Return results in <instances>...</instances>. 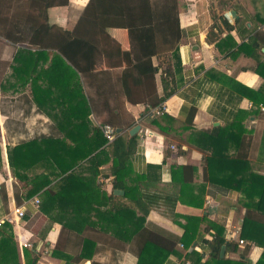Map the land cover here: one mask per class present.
<instances>
[{
    "label": "crops",
    "instance_id": "0c3cea01",
    "mask_svg": "<svg viewBox=\"0 0 264 264\" xmlns=\"http://www.w3.org/2000/svg\"><path fill=\"white\" fill-rule=\"evenodd\" d=\"M52 1L47 7V0H0V264H26L29 257L19 244L18 229L7 220L15 207L26 210L22 221L33 243L27 250L36 245L37 264L76 261L83 247L79 240L68 237L64 222L74 232L99 238L96 246L90 245L88 254L74 264H136L138 255L132 243L140 225L112 210L110 203L126 202L141 216L133 204L144 193L156 200L146 223L158 225L171 235H184L187 218L182 216L202 218L189 246L181 248L178 242L181 255L171 253L163 264H183L194 248L202 252V262L206 261L209 256L202 251L201 239H212L215 233L209 221L222 225L226 240L238 245L237 249L225 245L221 257L257 263L264 247L251 243L244 253L248 242H238L239 228L248 210L240 204L241 192L212 189L206 164L212 148L209 141L207 147L205 142H192L191 134L199 130L204 137L210 134L223 139L226 133L241 132L245 143L240 152L264 159V67L257 61L260 58L264 62V0ZM44 10L52 35L48 36V45L42 47L46 56L39 61L35 68L39 75H35L31 73L33 66L24 68L15 61V55L21 48L41 50L29 42L28 32L31 16L42 21ZM163 18L166 21L162 24ZM173 29L179 30L178 36L169 35ZM251 37L261 43L260 49L251 45ZM62 46L66 53L58 48ZM149 57L160 66L156 73L158 96L172 92L165 101V112L173 120L164 115L156 117L164 130L152 123L149 104L127 99L121 82L126 66H130L128 59L134 63ZM18 64L24 73L17 77ZM78 85L90 108L86 118L90 130L109 123L127 139L136 135L123 188L114 186L110 154L106 153V160L96 167L97 176L93 178L88 161H83L77 172L85 178L71 184L56 177V169L43 158L27 173L30 177L48 175L51 182L27 198L32 184L14 175L8 149L34 138L70 137L73 133L68 134L66 129L71 120H78L62 112L68 104L62 92H75ZM86 119L79 122L85 124ZM63 120L64 127L59 124ZM136 125L140 128L132 134ZM102 148L108 149V143ZM227 150L236 154L237 144L231 143ZM256 165L263 173L264 161ZM178 166H188L183 172L186 183L180 180L181 174H174ZM175 180L181 182L176 184ZM183 184L194 188L203 205L178 199L173 214L164 198ZM61 192H66L65 205L56 199ZM184 198L191 199L189 195ZM252 213L264 218L256 211ZM92 225L100 230L90 228ZM56 246L61 252H54Z\"/></svg>",
    "mask_w": 264,
    "mask_h": 264
},
{
    "label": "trees",
    "instance_id": "16d2710c",
    "mask_svg": "<svg viewBox=\"0 0 264 264\" xmlns=\"http://www.w3.org/2000/svg\"><path fill=\"white\" fill-rule=\"evenodd\" d=\"M60 3L64 4L66 1L62 0ZM52 4V0H47V7ZM46 11L47 10H44L42 14V17L44 18H42V21H39V18L37 20L35 16H31V21H29L30 30L28 35L30 34V37L28 40L32 45L38 46L41 50L32 51L30 48H21L15 55V61L18 63L21 62L24 68L31 64V66H33L31 73L35 75H39L38 69H35L39 61L45 60L46 54L44 48L42 47L48 45V36L52 35L50 34L52 26L49 24L48 14ZM23 20L25 24H28L27 18H24ZM165 21L166 20L163 18L162 24L165 23ZM21 31L22 28L19 29L20 33H22ZM177 32H179V30ZM177 32L173 29V31L169 32V35L171 37L178 36ZM153 38L154 37L152 36V41ZM250 41L254 49H260L261 43L258 42L256 38L251 37ZM58 48L62 52L66 53V48H63V46ZM57 57L60 56L57 55ZM257 61L259 66L264 67V62H262L260 58H258ZM128 62L130 66H126L121 76V82L127 99L133 103L143 101V103L149 104L150 107H156L165 102L172 92H166L160 97L157 94L156 73L159 70V64L155 65L150 57L141 59L134 63L128 59ZM169 66H167L164 71L167 72ZM15 67L16 71H14L17 77L24 73L21 72L22 67L20 64ZM68 67L72 69V67ZM72 71L75 72L74 69ZM76 75L78 76V74ZM36 81L37 78L34 76L32 82L33 87L37 86ZM80 82L78 79V84ZM77 88L78 89L75 90V92L74 90L69 92L67 91V93L62 92V97L67 98L66 102L68 103L62 112L65 114L69 113L70 118L75 117V120H78V122L71 120L72 122L69 124L71 126L66 129L68 134L69 132L73 133L70 137L34 138L28 142L18 144L8 149L9 161L14 175L18 179L32 184V187L27 191V198L40 190L44 185L51 182V178L48 175L35 174L33 177H30L27 173L29 169L36 165L37 161L43 158L51 162L52 166L56 169L54 170L56 177H59L64 184H71L85 178L80 172H77V167L83 161H88V169L91 171L93 178L97 176L98 170L96 167L106 160V157H104L106 156V153L108 155L110 154L114 161L111 167L112 175L114 176V186L123 188L122 179L124 178L125 171L127 169L126 163L134 148L136 135L127 139L123 134L118 133L113 141L107 142L108 140L105 138L102 129L97 127L93 129L91 128L90 130L88 120L86 119L90 113L89 106H86L88 101L79 85ZM151 96L152 99H150ZM160 115H164V117L169 120H173V118L166 114V112ZM157 116L152 115V123L157 124L160 129L164 130L165 128L156 118ZM64 119L67 120V116H65ZM85 119L86 123L84 124L83 122ZM80 120L83 122H79ZM59 124L64 127V120ZM189 126L192 127V125ZM85 131L87 132L86 134ZM90 131L92 132L91 135H89ZM198 131L199 130H194L192 132V142H197V140L201 143L205 142V147H207L206 142L209 141V146L212 148V153L206 156L210 183L214 187L212 189L222 193H227L230 189L240 191L242 194L240 204L248 208L239 228L240 237L244 239L246 243L248 242L245 246L244 253L247 251L251 243L264 247V218H257L252 213V211H256L264 216V172H260V170L256 167V164L260 163V161L263 160V157H253L240 152L245 143V138L241 132L234 131L232 134H230L231 132L226 133L222 139L210 134H207L204 137V134L198 133ZM199 134L203 135H200L198 138ZM106 143H108L109 148H102ZM231 143L237 144L238 151L234 155L230 154L227 150V147L230 146ZM262 145H264V137L262 139ZM255 161L258 163H255ZM186 167L188 166L174 167V174H181L180 176L182 178L180 177V180H182L183 183H186L184 181L186 179L183 173ZM180 180H175L174 183L177 184V182H181ZM65 187L67 186L65 185L62 187L60 191H62L63 188L65 189ZM177 187L178 185L176 186L175 192L172 194H166V197L164 198L166 199L164 200V203L169 206L170 212L173 211V214L176 213L174 209L178 203V199L193 205H203V200L200 199L199 201L200 195L194 192L195 190L192 186L183 184L180 189ZM205 188L206 187L203 189L205 190ZM65 193L66 192H61L56 196V199L59 198V200L64 203L63 205L68 202L64 198ZM47 195L49 198L52 196L51 193H48ZM187 195H189L191 199L186 200L184 196ZM15 197L17 201L21 200L19 191L15 192ZM109 198L112 199L113 194H111V196L109 195ZM154 200L155 199L152 196L148 197V195L144 193L143 198L137 199L134 202L133 205L139 209L142 214L141 216L136 215V211L132 208V205L126 202L119 203L117 201H110V208L112 210L140 225V229L133 236L134 238L132 243V245H136L135 252L138 255V261L136 264H163L171 253H180L177 249L178 242L179 245L183 244V247L181 248H184V246L187 248L193 237L196 236V231L194 229L196 228L197 222L202 219L192 216H182L183 218H187V223L184 224L185 233L181 238L176 237L167 233L164 228L158 225L146 223V216L149 214L150 207L154 204ZM63 226L64 230H67L68 237L72 236V238H74L73 240H79V244H82L83 247L80 254L75 257L77 258L76 261L72 262L70 260V262L74 264L77 263L83 256L85 257L88 254L87 251L90 245L96 246L99 238L94 235L86 236L74 232L65 222ZM209 226L215 230L213 238L201 239V245H203L202 251L208 254V259L202 262V252H199L196 248H194L186 255L189 264H251L245 262L244 260L235 261L221 257V248L223 245H234L235 249H237L238 245L226 240V237L224 236L225 228L222 225L209 221ZM90 228L100 230L95 225H92ZM105 230L106 228L104 227V231ZM42 237H44V235ZM60 249V247L56 246L54 248V252H61ZM36 251V245H34L32 249L27 250L26 248V257L29 256L26 260V264H37L38 254L34 255ZM70 255L71 254L67 256L70 257ZM72 258L74 259V257ZM91 264L98 263L93 261ZM183 264H187L186 261ZM255 264H264V252Z\"/></svg>",
    "mask_w": 264,
    "mask_h": 264
},
{
    "label": "built area",
    "instance_id": "2783aa9c",
    "mask_svg": "<svg viewBox=\"0 0 264 264\" xmlns=\"http://www.w3.org/2000/svg\"><path fill=\"white\" fill-rule=\"evenodd\" d=\"M167 110L166 102H163L161 105L156 107H150V114L153 116L160 115L164 113ZM101 129L108 141H113L116 136L118 135V129L114 127L113 125L109 123H103L101 124ZM173 149L175 148L174 145L171 146ZM38 201V200H37ZM26 210L23 207H15L13 212L7 216V220L13 223L16 226V229H18V240L19 244L24 248H29L33 246V243L31 241L32 234L29 233V231L26 229V222H23L24 216H25ZM236 232V231H235ZM232 234H234L232 232ZM240 236V235H239ZM238 242L240 244H244L245 240L241 237H238ZM181 247H183V244H180ZM187 264H189V261H186Z\"/></svg>",
    "mask_w": 264,
    "mask_h": 264
},
{
    "label": "water",
    "instance_id": "95a60500",
    "mask_svg": "<svg viewBox=\"0 0 264 264\" xmlns=\"http://www.w3.org/2000/svg\"><path fill=\"white\" fill-rule=\"evenodd\" d=\"M232 15H235V12L233 11L232 12ZM139 128H140V125H136L132 130H131V133L132 134H135L138 130H139ZM118 131H120V130H118ZM117 192L118 191H120V190H116ZM122 192V191H121ZM225 245H223L222 246V249H221V255H223L224 254V251H225Z\"/></svg>",
    "mask_w": 264,
    "mask_h": 264
},
{
    "label": "rangeland",
    "instance_id": "374dc122",
    "mask_svg": "<svg viewBox=\"0 0 264 264\" xmlns=\"http://www.w3.org/2000/svg\"><path fill=\"white\" fill-rule=\"evenodd\" d=\"M263 161H264V159H263ZM257 166V165H256ZM264 169V168H263Z\"/></svg>",
    "mask_w": 264,
    "mask_h": 264
}]
</instances>
